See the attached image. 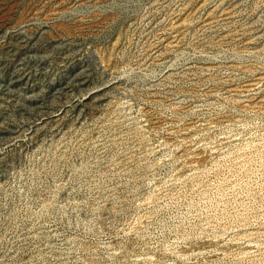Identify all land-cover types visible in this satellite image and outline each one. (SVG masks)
Wrapping results in <instances>:
<instances>
[{
    "label": "rangeland",
    "instance_id": "rangeland-1",
    "mask_svg": "<svg viewBox=\"0 0 264 264\" xmlns=\"http://www.w3.org/2000/svg\"><path fill=\"white\" fill-rule=\"evenodd\" d=\"M0 264H264V0H0Z\"/></svg>",
    "mask_w": 264,
    "mask_h": 264
}]
</instances>
